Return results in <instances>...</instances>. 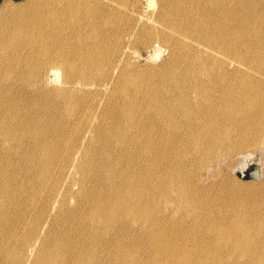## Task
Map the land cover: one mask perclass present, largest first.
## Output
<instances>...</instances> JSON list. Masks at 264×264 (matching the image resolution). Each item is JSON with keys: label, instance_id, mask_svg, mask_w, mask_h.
I'll list each match as a JSON object with an SVG mask.
<instances>
[{"label": "bare ground", "instance_id": "6f19581e", "mask_svg": "<svg viewBox=\"0 0 264 264\" xmlns=\"http://www.w3.org/2000/svg\"><path fill=\"white\" fill-rule=\"evenodd\" d=\"M123 4L0 9V264H264L260 168L226 172L264 161V0H157L139 70Z\"/></svg>", "mask_w": 264, "mask_h": 264}, {"label": "rangeland", "instance_id": "374dc122", "mask_svg": "<svg viewBox=\"0 0 264 264\" xmlns=\"http://www.w3.org/2000/svg\"><path fill=\"white\" fill-rule=\"evenodd\" d=\"M4 1L5 0L0 1V9L3 8ZM11 1L13 2L14 5L22 6V7H24L30 2V0H17V1L11 0ZM153 1L154 4L149 5L147 3V0H137L136 3L132 5L130 0H124V4L122 5V7L126 11H128V9H134L135 11H137L136 14L138 15V17L140 15L139 18L140 22L148 23V25L151 26L153 30L152 38L147 43L141 44L139 41H132L129 44L130 55L128 56V59L130 60V64L138 70L139 68H143L149 65H160L164 61V58L167 55V47H165L166 46L165 32H171V31L167 26L155 21L154 13L156 11L155 7L157 0H153ZM158 47L159 48L165 47V51L164 53L162 52L163 54H161V56L158 59H152L151 54L153 53L154 49H157ZM126 65L128 66L127 62ZM252 161H253L252 163L257 164L260 168L258 173V178L257 180H255L257 182L264 178V161L260 151L256 155H254V159ZM239 163H241V160L237 164L236 162L234 163V165L236 166L234 167V170L231 165L229 166L230 170L229 169L226 170L228 175L236 179V182L242 181L236 175V172L240 169L241 166Z\"/></svg>", "mask_w": 264, "mask_h": 264}, {"label": "water", "instance_id": "95a60500", "mask_svg": "<svg viewBox=\"0 0 264 264\" xmlns=\"http://www.w3.org/2000/svg\"><path fill=\"white\" fill-rule=\"evenodd\" d=\"M1 1V0H0ZM17 1V0H14ZM236 175L242 177L243 179L256 178L257 177V168L255 164H250L243 172V174L236 172Z\"/></svg>", "mask_w": 264, "mask_h": 264}]
</instances>
